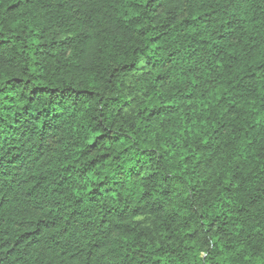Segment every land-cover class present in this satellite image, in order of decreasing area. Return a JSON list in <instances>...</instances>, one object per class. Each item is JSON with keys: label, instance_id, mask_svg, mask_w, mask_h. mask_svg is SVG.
<instances>
[{"label": "trees", "instance_id": "trees-1", "mask_svg": "<svg viewBox=\"0 0 264 264\" xmlns=\"http://www.w3.org/2000/svg\"><path fill=\"white\" fill-rule=\"evenodd\" d=\"M0 264H264V0H0Z\"/></svg>", "mask_w": 264, "mask_h": 264}]
</instances>
